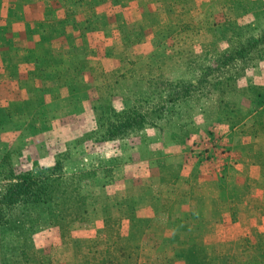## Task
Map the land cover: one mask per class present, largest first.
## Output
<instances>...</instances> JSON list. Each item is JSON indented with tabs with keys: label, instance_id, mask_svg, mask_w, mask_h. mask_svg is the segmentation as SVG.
Instances as JSON below:
<instances>
[{
	"label": "rangeland",
	"instance_id": "1",
	"mask_svg": "<svg viewBox=\"0 0 264 264\" xmlns=\"http://www.w3.org/2000/svg\"><path fill=\"white\" fill-rule=\"evenodd\" d=\"M263 35L264 0H0V171L60 162L86 211L1 226L0 264H264Z\"/></svg>",
	"mask_w": 264,
	"mask_h": 264
},
{
	"label": "trees",
	"instance_id": "2",
	"mask_svg": "<svg viewBox=\"0 0 264 264\" xmlns=\"http://www.w3.org/2000/svg\"><path fill=\"white\" fill-rule=\"evenodd\" d=\"M259 41L258 39L250 40L249 46L256 48V43H259ZM261 41L264 43V35ZM241 52L242 50H239V53ZM258 54L257 51V56ZM257 56L256 59L260 57ZM234 58H242V55ZM195 84H198L200 87L197 92L200 93L199 95L202 99L211 96L212 86L208 84L206 77L195 81L193 86ZM171 86V89L166 94L164 90H160L157 95L153 96L152 101H161L163 103L167 101L176 106L182 101L185 103L190 96L187 95L191 92L189 91L190 89L184 90L183 84L179 82ZM217 91L215 101L220 104L222 103V94L220 90ZM150 94L153 93L147 92L142 96L145 98L147 96L152 97ZM257 96H262L261 90H257ZM164 109V107H161L160 113ZM156 111L157 109L155 111L152 110L153 114ZM261 111H264L263 102L260 103L257 109L251 110L246 117H252V115L254 116ZM108 124V133L122 134L129 131L130 127L146 123L144 121V114L139 113L136 108H128L122 110L119 114L114 113L112 118L108 119ZM44 170H40L37 173L34 170L18 174L12 171L4 174L0 171V176H3L2 179L0 178V182H3L0 184V227L14 221L20 222L22 225L26 219H30L36 215L37 210L43 205L46 206V213L49 216L50 223L58 225L61 228H65L70 220L83 219L85 217L86 211L84 204H82L80 192L77 191L73 196L75 189L78 188L76 181H79V179L77 174L64 172L60 162L55 165V168L53 166L51 169Z\"/></svg>",
	"mask_w": 264,
	"mask_h": 264
},
{
	"label": "crops",
	"instance_id": "3",
	"mask_svg": "<svg viewBox=\"0 0 264 264\" xmlns=\"http://www.w3.org/2000/svg\"><path fill=\"white\" fill-rule=\"evenodd\" d=\"M225 166L227 167L228 171L231 170V166H232L231 161L226 162ZM210 169L211 170H209L208 168L205 169V170L202 169V170L199 171V173L201 172L200 174L202 176H204V177L206 175H208V176H210L212 178V181H210L209 184H207V187H209V189L211 191H214L215 186L213 185V179L216 176L217 169H216V171H215L214 168H210ZM146 170H149V168L146 167ZM206 173H208V174H206ZM200 178H202V177H200ZM182 207H183V209L185 208L184 205H182ZM201 208H202L201 216L199 218H197V219H194L193 221L199 222V223H202V224H210L212 222H215L214 219L210 215L211 214L210 211L208 210V209H210L209 204H203V206Z\"/></svg>",
	"mask_w": 264,
	"mask_h": 264
}]
</instances>
